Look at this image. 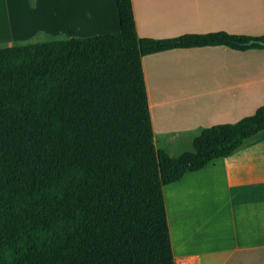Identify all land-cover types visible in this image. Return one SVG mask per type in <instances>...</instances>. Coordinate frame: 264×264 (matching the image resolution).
<instances>
[{"label": "trees", "instance_id": "obj_1", "mask_svg": "<svg viewBox=\"0 0 264 264\" xmlns=\"http://www.w3.org/2000/svg\"><path fill=\"white\" fill-rule=\"evenodd\" d=\"M115 6L117 32L0 48V264H174L163 186L264 130L261 105L157 149L142 57L264 35L138 37L131 0Z\"/></svg>", "mask_w": 264, "mask_h": 264}, {"label": "crops", "instance_id": "obj_2", "mask_svg": "<svg viewBox=\"0 0 264 264\" xmlns=\"http://www.w3.org/2000/svg\"><path fill=\"white\" fill-rule=\"evenodd\" d=\"M131 5L138 37L264 35V0ZM33 20L64 39L119 29L115 0H0V48L33 43ZM142 68L155 142L191 145L264 105V49L175 48L143 56ZM162 190L174 264H264V130Z\"/></svg>", "mask_w": 264, "mask_h": 264}, {"label": "rangeland", "instance_id": "obj_3", "mask_svg": "<svg viewBox=\"0 0 264 264\" xmlns=\"http://www.w3.org/2000/svg\"><path fill=\"white\" fill-rule=\"evenodd\" d=\"M39 24H40L39 21L33 20V39L31 40V42L43 43V42L62 40L65 38V37H61L62 35L53 34L52 32L43 29L41 27V24L40 25ZM154 143L157 149H162L167 147V149L171 154H178L184 149H188V150L191 149V145L187 141L163 143L160 142L159 140H156V142L154 141Z\"/></svg>", "mask_w": 264, "mask_h": 264}, {"label": "water", "instance_id": "obj_4", "mask_svg": "<svg viewBox=\"0 0 264 264\" xmlns=\"http://www.w3.org/2000/svg\"><path fill=\"white\" fill-rule=\"evenodd\" d=\"M261 43L260 41H255V40H249V41H246V42H244V43H241V44H244V45H247V46H249V45H251V44H253V43Z\"/></svg>", "mask_w": 264, "mask_h": 264}, {"label": "built area", "instance_id": "obj_5", "mask_svg": "<svg viewBox=\"0 0 264 264\" xmlns=\"http://www.w3.org/2000/svg\"><path fill=\"white\" fill-rule=\"evenodd\" d=\"M176 264H186L184 261H178Z\"/></svg>", "mask_w": 264, "mask_h": 264}]
</instances>
